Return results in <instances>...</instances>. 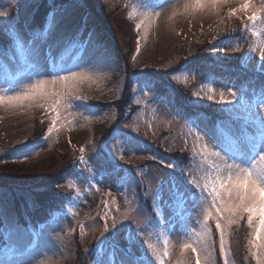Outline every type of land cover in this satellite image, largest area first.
I'll return each mask as SVG.
<instances>
[{
  "label": "rangeland",
  "instance_id": "obj_1",
  "mask_svg": "<svg viewBox=\"0 0 264 264\" xmlns=\"http://www.w3.org/2000/svg\"><path fill=\"white\" fill-rule=\"evenodd\" d=\"M40 1L35 0V3ZM106 2L116 16L121 12L122 20H125L128 14L136 19L140 25L139 34L132 33L123 37L118 35L116 45L113 39L98 40L96 34L93 35V32L89 31L86 34L88 40L81 44L82 53H79L81 57L78 58L73 55L76 51L71 41L73 36H80L78 33H83L84 36L85 30H78V23L81 21L90 27L97 20L92 14L84 12L83 4L66 7V11L53 10L50 14L53 16L52 23L47 22L43 30L31 36L28 34V25L33 19L34 0H19V5L17 0H0V11L9 13L8 17L0 19L12 20L17 11L19 12L17 23L23 44L20 55L5 53L0 46V63L8 66L7 61H14L9 66L11 79L0 82V95L24 93L37 79L51 81L57 76H80L75 81L69 80L66 86H48L57 90L63 89L68 93L61 104L60 117L55 125L52 122L55 113L39 97L22 101L16 106L7 103L0 105V152H5L0 154L4 159H15L17 162L10 167L8 173L33 176L36 172L46 171L57 159L65 156L64 158L72 159L69 163L71 169L65 170L66 175L72 177L63 187L74 190L72 200L67 203L68 210L56 213L49 221H42L40 231L36 235L37 241L32 245V233L25 230V223L32 221L28 216L30 211L36 209L33 207L36 191L33 188L43 187L39 186L37 179L31 180V184L24 183L28 186L25 188L29 189H14L16 191L13 192L0 187V220L2 235L5 238L4 245L0 247V264H88L84 249L92 245L96 247L99 240L104 241L110 237L107 230L115 225L126 231L122 236L120 232L117 233L119 247L113 249L104 244L95 255L92 253L94 264H119L122 258L135 259L137 264H144L145 260L149 264H161L148 249V243L155 246L164 264H177L178 261L191 256L190 253H182V245L185 242H192L202 236L211 245V233L215 229L214 238L219 244L215 220L205 219L211 198L206 190L202 191L200 188H197L200 196L193 194L182 178L189 183L196 179L203 184V177L213 173L217 165L224 169L225 161L229 164L240 163L244 167H251V164L256 162L254 155L236 156L233 150L243 151L246 137L254 132L250 127L248 113L240 107L237 99L243 95L250 105L255 106L264 95V72L260 70L259 52L254 51L264 42V13L260 14L261 19L255 24L247 21L249 32L253 34L251 40H246L248 34L243 37L238 33L240 26L233 37L213 42L214 53L220 51L223 57L229 59L234 58L245 44L250 42L253 47L250 51H245V60H238L237 64L257 71L254 80L243 82L240 78L218 79L206 73H194L189 70H183L173 76L184 88L189 82L194 83L205 102L213 105L216 114L220 116L218 122L223 125V135L220 136L212 116L199 112L192 119H186L184 110L177 109L172 100L158 96L139 77L136 69L151 68L159 73L168 72L183 59L179 54L178 39L181 36L183 39H189L219 31L224 22V10L231 7L235 11L240 7L239 0L230 5H220L218 8L206 6L202 10L188 12H185L184 5L190 0ZM253 3L257 8L264 6V0H253ZM118 4L127 7L128 11L123 13ZM237 14L240 16L242 12ZM2 27L8 30L12 25L0 26ZM136 28L134 27L132 32ZM5 37L9 38L7 34ZM193 53L194 50L188 51L184 58H191ZM136 89H139L137 109L125 125L136 132L137 137H134L119 130V126L126 121L127 99ZM221 92L226 100L232 101L231 104L220 102ZM232 92L236 93V99L231 96ZM90 97L108 100L111 104L108 103L99 110L98 106L88 101ZM114 98L115 103L109 101ZM222 107L229 115L241 121L231 122L224 118ZM40 115H44L46 128L49 127L48 124H52V131L47 134L43 131L38 138L28 142L27 138L35 133V125ZM109 120L110 131L101 139L95 137L94 127ZM116 130L118 132L115 140L108 149L112 161L117 166L102 152L103 144L112 138ZM166 132L172 133V137L168 139ZM165 134L166 139H161ZM198 136H203V141L199 140ZM203 143H208L212 152H220L223 159L211 155L202 159L197 153ZM160 144L170 154H178L176 150L179 148L182 151L195 149L196 152L192 153L190 159L183 156L176 159L165 154ZM79 156L82 157L79 163L83 172L77 176L72 170V165L78 161ZM153 156L156 159H149ZM106 162L113 169L105 170L102 164ZM166 164L171 166L165 167ZM136 173L145 178V184L148 185L146 200L153 199V206L159 214L158 221L154 220L147 205L139 197L141 181ZM173 177L183 198V206L179 210L171 198L176 188L166 183ZM63 187L55 181L44 188L60 191ZM21 198L31 208L24 209L23 224L19 218L21 214L16 210V200ZM104 208L105 212H102ZM102 219H107V230L102 227ZM242 229L248 232L247 236L241 232H238L239 237L235 236V225L232 226L230 235H226L227 255L231 264H247L238 260V255L244 250L245 244L250 248L248 242L253 239V235L247 224ZM129 233L135 237V241L131 243L127 240ZM234 236L239 240V244L233 248ZM78 240L86 244L82 247L80 255L77 251ZM124 247L131 252V257L125 254ZM247 256L249 255L246 254ZM251 262L252 256L248 259V264ZM211 264H215L212 248Z\"/></svg>",
  "mask_w": 264,
  "mask_h": 264
},
{
  "label": "trees",
  "instance_id": "obj_2",
  "mask_svg": "<svg viewBox=\"0 0 264 264\" xmlns=\"http://www.w3.org/2000/svg\"><path fill=\"white\" fill-rule=\"evenodd\" d=\"M107 1V0H106ZM103 1V0H51V4L54 5V7H50V0H41L38 3V8H34V14L33 19L31 23L28 25V31L31 32L28 34L32 36L33 33L39 32L46 20L47 17L51 14V12L55 9H66V7H71L74 4H83L85 7L84 12L86 14H92L97 20L96 22L92 23L90 27H87L83 22L78 23V30H85V34L89 31L93 32V35L96 34V37L98 40L100 39H113L115 41V44L117 45V38L118 35L120 36H126L129 34H139V31L137 30L136 26L138 25L137 20L130 17L129 14L126 15L125 20H122L121 12L118 14V16L113 13L112 10L109 9V3ZM111 7V6H110ZM117 7V5H116ZM118 7H121L123 9V13L128 11V8L123 6L122 4H118ZM233 11L231 7L226 8L223 12V26L219 31L216 32H208L206 35L201 36L197 35L195 37H190L189 39H178V49L179 54L183 57V59L178 62L175 66H172L168 72H156L155 70H151V68L147 69H136L138 70V75L142 80L146 81L148 86L154 90V92L160 96L161 98L167 99L169 101L172 100L174 106L179 110H184L186 115L190 118H193L195 114H198L199 112H204L205 116L212 115L214 118L213 120L216 121L217 114L216 111L213 108L212 104H208L205 102V100L201 97V94L195 87V84L192 82L188 83L187 86L184 88L181 84H179L174 78L173 75H176L177 73L183 71L186 67L191 72H198V73H206L209 76L212 77H232V78H241L243 82H248L251 80H254L257 75V71H252V69L248 66H242V64H237V61L239 58H242L245 60V51H250L253 47L250 42L248 44L246 43L244 48L236 54L234 58H227L223 57L222 53L218 51L216 54H212L211 56H208V53L210 52L209 47L214 45L213 42L220 41L221 39H225L227 37H233V34L235 31H238V27L242 26L244 22H247V15L250 14L249 12L246 14L242 12V15L238 16L239 14L235 15H229V12ZM124 19V18H123ZM136 28L135 31L132 32L133 28ZM3 28V31H0V43L7 49L10 47L15 46V43L10 42L9 38H6L7 30ZM118 28V30H116ZM213 31V30H212ZM73 35L75 32L72 33ZM82 34V33H79ZM248 34L246 40H251L253 34L252 32H247L243 37H246ZM73 36L72 38H74ZM201 37V38H198ZM205 37V38H203ZM9 41V42H8ZM250 44V45H249ZM194 50L195 53L192 54V57L189 59L184 58V55L190 51ZM242 60V62H243ZM234 61V62H232ZM127 66H129L126 63ZM241 65V66H239ZM244 65V64H243ZM246 65V64H245ZM141 68V67H140ZM172 75V76H171ZM194 88L196 93H194ZM186 92L187 94H185ZM130 96V95H129ZM129 98V97H128ZM187 99V101H186ZM88 101L90 103L96 105L99 107V110L105 106L106 104H111L110 102H107L108 100H102V99H96V98H88ZM109 101H112L113 103L116 102V98L111 99ZM128 101V99H127ZM223 108V107H222ZM223 113L229 112L223 108ZM44 115H40L38 117V122L35 125V133L27 138L28 142H31L35 138H38L37 136L42 135V132L45 129L46 122L44 121ZM110 120L108 122H104L102 124H98L94 127V136L97 138H103V135L107 134L110 131ZM116 125V123H115ZM114 125V126H115ZM113 126V128H114ZM112 128V129H113ZM131 129V128H130ZM166 134L169 135L168 139L172 137V133L166 132ZM166 134L161 136L160 138L165 140ZM168 142V141H167ZM160 146L164 149L163 145L160 144ZM176 152L178 154H170L164 149V153L170 156H183V157H189V159L192 157V153L195 154L196 150L193 149H186V151H182L181 148L177 149ZM5 153V152H0ZM63 156L60 160H56V162L52 163L44 172H36L35 175L31 176L29 174H26L24 176H16L8 173L10 170V167L13 166V164H17L16 161L10 162L8 159H4L2 155L0 154V160L4 159L3 162H0V187L9 189L13 192L16 190L14 189H29L25 188L28 186H25L24 183H30L31 180L37 179L36 181L39 182V186H42L43 189H36L33 188L35 191V198H34V206L36 209L30 211L29 217L32 215L42 214L43 209L45 207H48L51 205V202L54 198L59 195V192L47 190L44 187H47L48 184H52L55 181H59L61 176L66 174V169H71L70 166V160L71 158H64ZM81 157V156H79ZM75 158V157H73ZM82 160V157L80 158ZM102 167L105 170L113 169L111 165H109L107 162L102 164ZM31 184V183H30ZM61 191V189H59ZM16 209L20 212V216H22V210L23 208L31 209L30 206L27 204L25 200L17 199L16 200ZM149 213H151L152 217V210L150 209V205L147 206ZM246 224V221H241V224L238 226L235 225V228L237 229V233L235 236L239 237L238 232H241L244 234V236L248 235V232H245L242 228ZM212 227V226H211ZM242 229V230H241ZM241 230V231H240ZM214 231L213 229L211 236L212 241H215L214 238ZM121 233V236L124 232V228H120L119 226L115 225L113 228H108L107 233L112 236L113 233ZM118 233V234H120ZM127 235V233H125ZM234 236L233 245L232 247H237L239 244V240ZM243 236V237H244ZM218 238V237H217ZM128 240V239H127ZM129 241V240H128ZM132 241H135L134 239ZM131 241V242H132ZM79 247L77 251L80 253L82 252V247H84L86 244L82 243L80 240H78ZM127 249L126 247H124ZM214 251V258H215V264H223V257L221 256L219 252V244L215 241V247L212 248ZM247 245L245 244L244 250L241 251L238 255V260H240L242 263L243 261L247 262L248 259L251 257V253ZM246 254L249 256L246 257ZM77 256V255H76ZM74 260V258H73ZM255 259L252 258V262L250 264H256L254 261Z\"/></svg>",
  "mask_w": 264,
  "mask_h": 264
},
{
  "label": "snow or ice",
  "instance_id": "obj_3",
  "mask_svg": "<svg viewBox=\"0 0 264 264\" xmlns=\"http://www.w3.org/2000/svg\"><path fill=\"white\" fill-rule=\"evenodd\" d=\"M234 2H237V0H190L189 3L184 5V10L185 12L190 10L198 11L206 6L218 8L220 5H230ZM239 3L240 7L235 9V11H230V16L235 15L237 12L246 14L250 12L251 14L247 15V21L255 24L258 19H261L260 14L264 13V6L257 8L253 0H239ZM33 4L35 5L34 8H38L39 5L35 3V0ZM17 5H19V0H17ZM49 6L54 7L51 4V0ZM8 16L9 13L7 11H0V18ZM18 16L19 12L17 11L12 20L0 19V26L12 25V27L8 28L6 34L15 42L18 49L23 50L17 23ZM47 19L49 24H51L53 16L49 15ZM139 29L140 25H137V30L139 31ZM0 31H3V28H0ZM254 51L259 52L260 70L264 72V42H261L259 48L254 49ZM79 78V74H73L72 76H57L56 79L51 81L37 79L35 84L29 85L24 93L11 96L0 95V105L7 103L8 105L16 106L22 101L39 97L55 113L52 121L53 125H55L60 117L61 104L68 93L63 89L57 90L54 87L48 88V86L57 84L66 86L69 80L75 81ZM231 96L236 99L235 92H232ZM211 98L209 97V99ZM220 102L223 104L232 103L231 100L225 99L223 92L220 93ZM237 103L248 113L250 127L254 129V132L246 137V141L242 146L243 151L234 149V155L244 156L245 154H252L255 156L254 161L256 162L252 163L251 167H244L240 163L229 164L225 161V168L221 169L217 165L213 173L203 177V184L196 179H192L190 183L202 191L206 190L211 198L210 204L206 209L207 215L205 219L215 220V228L219 233V252L223 257V264H231L227 255L226 235H230L232 226L239 225L241 221H246L247 227L252 231L253 239L248 242L252 258L255 259L256 264H264V95L261 96L255 106L250 105L243 95L237 99ZM41 106L43 107L44 104H41ZM49 131L51 132L52 129H49ZM197 138L201 141L204 139L203 136H198ZM197 155H200L202 159H207L210 155L223 159L220 152H212L210 150L208 143H203L200 146ZM149 159L156 158L153 156L149 157ZM170 166L168 164L165 165V167ZM166 183L175 186L176 191L172 192L171 198L175 203V207L178 210L181 209L183 198L175 178H171ZM162 190L163 188H161ZM117 235L114 232L111 237H107L104 241H99L98 244L104 243L113 249H117L119 247ZM127 239L131 243L135 237L132 233H129ZM147 247L156 260L164 264L162 257L157 254L155 246L148 243ZM214 247L215 241H212L211 245H209L202 236L192 242H185L182 245V253H190L191 256L188 259L178 261L177 264H192L193 259L194 264H211V248ZM124 252L131 257L129 250L125 249ZM119 264H137V261L135 259L122 258ZM144 264H149V262L145 260Z\"/></svg>",
  "mask_w": 264,
  "mask_h": 264
}]
</instances>
